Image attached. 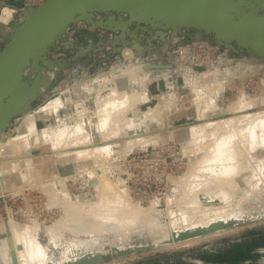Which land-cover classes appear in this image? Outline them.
Wrapping results in <instances>:
<instances>
[{"label": "rangeland", "instance_id": "374dc122", "mask_svg": "<svg viewBox=\"0 0 264 264\" xmlns=\"http://www.w3.org/2000/svg\"><path fill=\"white\" fill-rule=\"evenodd\" d=\"M3 8L5 7L0 8V13ZM0 25L1 27H10L7 23L0 22ZM100 32L101 30H96L93 25L90 26L85 23L82 25L78 23L71 25L65 31L63 38L65 41L76 42V49L70 51L51 49L49 52H63L64 57L55 62L65 61L77 56V53L86 49V47L94 46L100 42ZM69 33H74L72 39H69ZM143 44H145L144 40ZM154 44L155 49L152 50L150 55H144L143 60L164 67L146 71H142V69L139 71L142 77L145 72L148 75L146 82L142 86L143 88L140 87L142 90L135 83L126 85L124 82V85H121L122 87L119 84L118 87L120 86L123 90H118V93L121 92L120 98H118L117 91H112L115 89L114 87L111 90L112 92L106 85H100L97 92L89 88V92L93 93L94 96L97 95V98L88 107V104L85 105V100L90 97V94L86 89L78 88L69 92L66 89L74 86L75 83L82 86L87 85L90 80L103 78L102 76L107 75L110 78L113 73L116 74L128 66L143 65L140 60L137 63L128 62L133 61V52V55L126 57V59L121 54L113 59L106 60V62L102 61L106 50L81 54L78 60L73 61L68 69L60 73L57 82L44 94L41 100L59 96L62 99V106L56 110L58 111L56 113L47 112L48 114L38 115H36L38 112L35 113V126L39 139L35 145L33 144L34 146L31 145L29 149L24 151L25 154L34 155V158L31 156V161L33 169L36 172L34 175L36 180H34V176L30 180H27V172L24 170L26 178L23 176L25 180L23 181L21 176L14 171L15 166L13 164L11 165L9 162L2 163L0 161V180L2 182L0 196L4 195L3 199L5 200V204H2L3 199L0 198V225L5 224L9 218L18 223L39 224L40 226L36 225L38 227V240L47 257H49L48 259L55 264H59L66 259H79L85 255L91 257L90 255L93 254L109 257L108 260L97 264H264V134L260 132L261 127L262 130L264 129L262 126L264 122L257 118L254 122L258 123L252 122V124H256L258 128L255 125V129L253 128L254 126L252 128L249 126L250 128L247 127L248 130L245 127L243 130V127L239 125L241 124L239 122V114H228L226 110L232 101L234 102L239 96H243L244 94L254 102L253 108L241 114L264 112V60L256 59L244 53L231 54L229 50L213 44L210 37H205L200 41H184L182 37H175L171 41L172 48L168 49L167 53L163 56L161 53V43ZM199 46L205 50H200ZM161 57H163L162 60H160ZM200 62L203 63L202 66L198 64ZM196 65L204 67L203 70H200L201 68L199 70L193 68ZM219 65L223 67H218L215 70V67ZM88 66H90V70H87ZM224 69H226V74L223 77L215 73ZM73 70L76 71L74 76L69 73ZM86 72L88 74L85 75ZM47 73L49 75L52 74L50 71ZM110 80L111 82L113 81L112 77ZM114 82H116L115 79ZM145 84L146 86H144ZM148 91L150 99L147 94ZM123 92H125L126 96ZM71 93L73 94L71 95ZM53 94L55 95L51 96ZM109 94L111 96L109 98H112V101H116V98L117 101L118 99L120 101L122 98V101H124L126 98L128 100L131 97L140 95L142 99L139 100L137 97V104L134 107L132 106L133 109L128 107L130 110L124 107L127 105V100L124 101L126 103L125 105L123 103L121 109L116 108L117 106L113 103L111 105L112 111L119 110L118 112H114L115 116L112 111V114L106 111L105 113L107 114L108 112L107 115L111 119L106 122L105 119L107 118H103L106 122L103 121V123L107 125L110 122V126H112L115 121L116 125L113 124V126L122 123L125 126L127 124L126 128L129 127V129L130 124L134 123L135 134H140L144 130V132L148 133L144 136L148 137L142 136L141 138L138 135L136 136L137 139L135 137L128 138V136L132 135L128 131L119 133V139L116 136L118 134L114 135L111 132L112 135L106 133L104 134L105 136L103 134L102 136L100 134L102 127L95 125L93 128H90L84 124L86 120L79 113L81 109H83V113L86 116L98 115L96 113L99 110L98 108L103 107V104L106 105L109 102V98L107 97ZM70 97L73 98L76 104L75 112L72 110ZM42 101L34 105L33 110L42 106ZM209 103H212V108ZM63 106L67 109L63 108L60 110ZM153 110L155 113L154 119L139 120L140 116L141 119L143 117L141 114L138 119L139 122L135 121V118H132L137 117L138 112H144L148 115ZM29 113H26V115ZM102 115L105 116V114ZM24 117H22V121L13 123L6 133L9 136L5 134V140H1V144L6 143L7 139H11L14 136H23L28 133ZM40 119H43V121ZM117 120L118 122H116ZM127 120H130L128 122L131 123H128ZM211 121H218L220 123H217L221 131L217 130L220 133L216 129L211 134L208 132H205L206 135H204L205 133H201L202 135L199 132L197 133L196 127L199 126L200 128L202 124L203 127ZM226 122H229V125L228 123L225 124ZM259 122L260 124L262 123L261 127L259 126ZM230 124H233V126ZM221 127L226 129L223 130ZM228 127L231 128L229 129ZM237 127L239 128L238 131ZM116 128L119 127L117 126ZM195 128L197 131H195ZM112 129L114 131L113 127ZM249 129L252 131L257 129L258 132L254 131V137L256 138H252L253 133ZM94 132L99 134V137H106L105 141L106 143L108 142L106 149L108 152L102 145L106 143L96 144L94 148L98 151L93 148L91 142H93L92 139L94 140L95 137ZM235 132H239V136L237 133L234 134ZM240 133L245 134L242 137ZM152 134L154 135L150 137L149 135ZM154 136H156V139H154ZM237 136L239 139L236 138ZM150 138L153 139L150 140ZM59 139H63V143ZM240 139L245 143V146L242 141L243 144L240 143ZM152 140L156 141L152 142ZM252 140L254 141L252 142ZM57 141V144L60 142L59 145L56 144ZM129 141L132 143L130 142L129 144ZM225 142H230L227 148ZM246 142L249 143V147L251 143H254V147L251 145L254 150L249 148ZM142 143L144 144L142 145ZM220 143H223L222 145L224 146L220 145ZM61 144H67L69 147L66 145L64 147ZM80 145L85 146L80 147ZM57 146L59 149H57ZM229 146H233L232 148L238 155L234 150L229 149L236 156L232 155L233 153L229 152V150H226ZM8 147L2 150V153L4 152L3 155L11 154V149ZM88 149L90 151H87ZM77 153L79 156H77ZM83 153L84 156L87 155V159H85ZM219 153L221 156L225 155L221 157L218 155ZM56 154L60 156H56ZM205 155H207L206 158L204 157ZM242 155L244 157H240ZM237 158H239L237 160L239 162L236 163L239 167L242 166L241 169L236 168L238 167L235 164ZM225 161L228 163H224ZM231 161L233 166L236 165L233 169L237 173L232 169V164H229ZM240 161H244L241 162L243 165H240ZM221 163L223 165H220ZM225 165L227 168H231L226 170V168L224 169ZM221 169L225 175H228L225 176L227 180L229 178L230 182H236L237 184H233V186L227 180L225 182ZM68 170L69 172H67ZM233 171L234 175L237 174L234 177L232 176ZM69 173L70 175H68ZM226 173H231V175ZM36 174L38 175L36 176ZM97 174L101 182L104 179L103 185L101 183L98 188L91 184L92 179L98 178ZM39 175H42L43 180H41L44 181L45 185L51 182L49 186H46V188L49 187V190L44 189L45 185L41 184L43 182H38L39 178L37 177ZM101 175L103 177H100ZM92 176L93 178H91ZM236 177L237 180L235 181ZM31 179L36 181L37 184ZM61 179L63 180L61 181ZM223 180L225 182L224 185L228 183V185H223L226 189L222 186ZM30 181H32L31 184ZM216 183L218 188L216 187ZM230 184L232 187L229 186ZM204 187L205 190H203ZM219 187L224 188L222 190L225 191L223 194L222 191L219 194L218 190L223 189ZM201 191L204 193L203 196ZM204 191H208V193L206 192L207 194H205ZM210 191H214L212 192L214 194H211ZM228 191L229 193H227ZM217 192L218 195H221L218 199L216 196ZM196 194H201L202 197L199 195V198H197ZM103 195L105 197L110 195V199L107 198V203L120 206L121 211L118 223L104 221V227L107 229L106 233L103 231L104 234L102 232V234L89 235L81 233L76 235L71 230L69 232V225L67 223L59 226L58 230H56L57 227L52 226H55L57 222H61V216L68 212L71 213L72 210H89L94 212L95 206L92 205L100 202L103 199ZM196 199L198 200L196 201ZM199 199L200 201L204 199L206 203L204 200L201 202L210 205L215 203L214 200H217L215 205L218 208L215 205L214 207L211 205L210 209L209 205L205 206L203 203H199ZM192 200H194V203L198 202L195 208L200 209V211L206 209V212L209 213V210H211L212 213L213 208H217L215 209L217 212L214 210L217 214H208L205 211L202 213L198 209L195 210V204H191ZM189 204L193 206H190L193 208L190 209L195 210V214L192 211L189 212ZM200 204H203L205 208ZM221 205L222 208L220 207ZM200 206L203 208H199ZM69 207L70 209L67 212ZM208 207L209 209H207ZM72 208H75V210ZM187 210L188 212H185ZM196 211L200 214L198 213L199 215H197ZM190 213L196 215V218L192 214L190 215ZM203 214L205 216L208 215L206 217L203 216L205 220L202 218ZM186 215L188 218H191V221L189 219L186 220ZM216 216L217 220L214 218ZM100 217L95 220V226L100 225ZM129 217L132 220H129ZM146 219H149V221ZM202 221L210 223L212 226L225 223L226 227L203 235L182 236L188 235L196 229L203 228ZM144 223L148 227L150 225L153 227L147 228ZM50 227H53L51 236L44 231V228L50 229ZM159 227H162L161 230ZM64 228L68 230L65 231ZM156 230L158 233H156ZM55 233L58 237H56ZM53 238L55 239L52 240ZM92 238L97 239L98 242V247L96 246L92 250L88 249L85 244L80 243V240Z\"/></svg>", "mask_w": 264, "mask_h": 264}, {"label": "water", "instance_id": "95a60500", "mask_svg": "<svg viewBox=\"0 0 264 264\" xmlns=\"http://www.w3.org/2000/svg\"><path fill=\"white\" fill-rule=\"evenodd\" d=\"M81 22L104 31L105 37L75 57L49 60L51 49H76V42L65 41L63 35L69 26ZM9 26L11 32L0 48V141L5 140L13 123L42 101L60 73L81 54L106 50L102 60L106 62L130 48L134 54L130 62L137 63L152 53L154 42L163 43V56L172 48L173 38L194 31L193 41L210 37L219 47L264 60V0H46L25 8ZM157 68L161 67L151 63L144 67ZM225 227V223L219 224L182 236L203 235ZM87 256L74 264L109 259L101 254ZM14 264H18L15 258Z\"/></svg>", "mask_w": 264, "mask_h": 264}, {"label": "bare ground", "instance_id": "6f19581e", "mask_svg": "<svg viewBox=\"0 0 264 264\" xmlns=\"http://www.w3.org/2000/svg\"><path fill=\"white\" fill-rule=\"evenodd\" d=\"M13 21V11H12V9L11 8H8V7H5L2 11H1V13H0V22H2V23H8V22H12ZM123 54H124V56H125V59H126V57H131L133 54H132V51H131V49L130 48H128L126 51H124L123 52ZM140 61H142V60H140ZM129 63H131L130 61H128ZM141 64H143V65H137V66H128L127 68H125L124 70H120L118 73H116V74H114L113 73V75L112 76H110V78L112 77V79H113V81L111 82V80H110V78L106 75V76H102L103 78H99V79H96V80H90V82H88L87 83V85L86 86H88L89 88H90V90H91V88H92V90H94V91H96L97 92V90H98V88H99V86L100 85H106L107 87H109V89H110V91L112 90V88L114 87L115 89H113L112 91H117L116 93H118V90L120 89V91H123L122 89H121V85H124L123 83L125 82L126 83V85L128 84V85H132L131 83H135V84H137L138 86H139V88L140 87H142L143 86V84H144V82H146V80H147V78H148V75H147V73L145 72V74H144V76L142 77V76H140V72L139 71H141L142 69V71H146L143 67H145V63H143V61H142V63ZM135 65V64H134ZM225 70L226 69H224L223 71H218V72H215V73H217L219 76H224L226 73H225ZM236 71V70H235ZM117 72V71H116ZM228 72H229V70H228ZM107 74V73H106ZM52 75V74H51ZM217 76V75H216ZM216 78V77H215ZM114 79H115V81L116 82H114ZM190 79V78H189ZM128 80V81H127ZM222 82V81H221ZM120 84V86L118 87V85ZM219 84V83H218ZM217 84V85H218ZM219 85H221V84H219ZM144 86H146V84L144 85ZM129 87V86H128ZM127 87V88H128ZM217 87V86H216ZM88 88V89H89ZM143 88V87H142ZM142 88H140V90H142ZM214 88V87H213ZM217 88H219V87H217ZM129 90H130V88H128ZM215 89V88H214ZM107 90V89H106ZM126 90V89H125ZM144 90V89H143ZM109 90H108V92H110ZM111 91V92H112ZM145 91V90H144ZM216 91H217V89H216ZM216 91L214 90V93L216 94ZM83 92V91H82ZM99 92V91H98ZM102 92V91H101ZM126 92V91H125ZM125 92H123L124 93V95H125ZM138 92V91H137ZM136 92V93H137ZM141 92V91H140ZM139 92V93H140ZM213 92V91H212ZM114 93V92H113ZM115 93V94H116ZM133 93V92H132ZM108 94V93H107ZM140 94H142V93H140ZM139 94V95H140ZM144 94V93H143ZM149 96H148V95ZM147 94H145V95H147L148 97H149V99H150V93H149V91L147 92ZM58 95V94H57ZM211 95H213V94H211ZM218 95V94H217ZM118 98H120V96H121V92H119L118 93ZM123 96V95H122ZM126 96V95H125ZM108 98L109 97H111L110 96V94H109V96H107ZM130 97V96H129ZM138 98H139V100L140 99H142V98H140L141 97V95L140 96H137ZM137 97H131L130 99H128L127 100V98L124 100V101H126L127 102V107L126 106H124L125 107V109L127 108V110L129 109L128 107H131L132 109H133V107H134V105L135 104H137L136 102H137ZM202 97V96H201ZM217 97V96H216ZM95 98H97V95H95ZM100 98V97H99ZM125 98V97H124ZM144 98V97H143ZM206 98V97H205ZM208 98V97H207ZM210 98V97H209ZM215 98V97H214ZM219 98V97H218ZM123 99V98H122ZM122 99H120V101H119V99H118V101H117V98H116V101H112V98H109V102L107 103V102H105V103H107L106 105L105 104H103L102 106L103 107H101V106H99V107H101V108H98L99 110H97V114L98 115H93V116H86L84 113H83V109H81V111L79 112L80 114H82L84 117H82L84 120H86V123L84 122V124L87 126V127H90V128H93L95 125L96 126H98V127H102V129H101V135L103 134H109L110 132L113 134L114 133V135L115 134H118V135H116V136H118V139H119V133L121 134V133H123V132H126V131H128V132H131L130 133V135L131 136H128V138H134L135 137V139H137V137L136 136H141V138H142V136H144L145 134H148L147 132H144V130H143V132L142 133H140V134H135V129H134V127H133V125H134V123L131 125L130 124V129H129V127H127L126 128V126H127V124H126V126H125V124H117V126L119 127V128H116L117 126H115L116 124L113 122V124H115L114 126H113V124H112V126H110L111 124H110V122H108V124L107 125H105L104 123H103V118H107V119H105V121L107 122V121H109L111 118H110V116H108L107 114H108V112H110L111 113V111H112V104L114 103V105L115 106H117L116 108H119V109H121L122 108V105H123V103H124V105H125V103L126 102H124V101H122ZM147 99V98H146ZM48 100V101H47ZM96 100V99H95ZM113 100H115L114 98H113ZM195 100V99H194ZM199 100H200V98H199ZM255 100H256V98H255ZM47 101V102H46ZM105 101V100H104ZM103 101V102H104ZM149 101V100H148ZM212 101V100H211ZM218 101L220 102V100L218 99ZM116 102V103H115ZM233 102V101H232ZM231 102V104L227 107V113L228 114H233V115H235V114H239V119H240V123L241 124H239L240 125V127H243V130H244V127L247 129V127L248 128H250L249 126H251V128L253 127L254 129L257 127L258 128V126L256 125V124H254V123H258V122H254V120H257V118H259L258 120H262L263 122H264V115H263V113L264 112H255L254 114H241V113H244L245 111H247V110H250V108H253L252 106H253V100H251L249 97L247 98V96H245L244 94H243V96L241 95V96H239L233 103ZM45 103V104H44ZM85 105H87V102L85 101ZM143 103H144V101H143ZM204 103V102H203ZM206 103H207V101H206ZM212 103H213V101H212ZM212 103H209V105L211 104V108H212ZM41 104H43L42 106H40ZM38 107L39 108H37V109H35V110H33L32 112L30 111V113L29 114H25L23 117H24V123H25V126H26V129H27V131H28V133L26 134V135H23V136H14V137H12L11 139H7V141H6V143L4 142L3 144H1V141H0V156H2V157H0V161L2 162V163H6V162H9V163H11V165L13 164L15 167H14V171H16L20 176H21V178H22V180L23 181H25L24 180V177L26 178V176H24L25 175V172H24V170L27 172V180H30V178H32L34 175H35V170L33 169V164H32V159H31V155L30 154H25L24 153V151H26L27 149H29L30 147H31V145H35V143H37L38 142V136H37V132H36V123H35V113L36 112H38V113H43V114H48L49 112L51 113V112H54V113H56V112H58V111H56V110H58L59 109V107H61L62 106V99L61 98H59V96H57V97H52V98H50V99H46V100H44V102L43 103H41ZM199 104H200V102H199ZM76 105V104H75ZM78 105H80V104H78ZM201 105V104H200ZM202 105H204V104H202ZM209 105H208V107H209ZM133 106V107H132ZM82 107H83V105H82ZM123 107V108H124ZM204 107V106H203ZM65 109L66 107H62L60 110H62V109ZM77 108H79L78 106H77ZM84 108V107H83ZM114 108V107H113ZM67 109V108H66ZM118 109V110H119ZM124 109V110H125ZM131 109V110H132ZM205 109V108H204ZM79 110V109H78ZM114 110V109H113ZM118 110H114V112L115 111H117L118 112ZM130 110V109H129ZM165 110V109H164ZM106 111H108L107 112V114L105 113ZM135 111V110H134ZM156 111V110H155ZM205 111V110H204ZM48 112V113H47ZM113 112V111H112ZM114 112H113V115H114ZM125 112H126V110H125ZM132 113V112H131ZM144 113V112H143ZM143 113L142 112H138V115H137V117H132L135 121L137 120L138 122H139V120H143V121H145L146 119H154V116H155V113H154V110H153V112L150 114H148V115H146L145 113H144V115H143ZM147 113V112H146ZM37 114V113H36ZM102 114H105V116L104 115H102ZM112 114V113H111ZM110 114V115H111ZM132 114H135V113H132ZM140 114L143 116L142 117V119H141V116H140ZM158 114V113H157ZM160 114V113H159ZM221 114V113H220ZM80 117H81V115H79ZM115 116V115H114ZM128 116V115H127ZM130 116V115H129ZM134 116V115H133ZM136 116V115H135ZM139 116H140V119H139ZM214 116V115H213ZM145 117V118H144ZM234 117V116H233ZM82 118H81V120H82ZM112 118H113V116H112ZM120 118V117H119ZM231 118V117H230ZM131 119V118H130ZM133 119H131L132 121H133ZM139 119V120H138ZM80 120V121H81ZM114 120H115V118H114ZM120 120V119H119ZM104 121V122H105ZM128 121H130V120H127V122ZM222 121V120H221ZM226 121V120H225ZM229 121V120H228ZM105 122V123H106ZM111 122V123H112ZM116 122H118V120L116 121ZM121 122V121H120ZM252 122H254L253 124H252ZM261 122V121H260ZM260 122H259V124H260ZM82 123H83V121H82ZM128 123H131V122H128ZM137 123V122H136ZM217 123H219L218 121H215V122H210L209 124H207L206 123V125H204L203 127H202V125L200 126V128H199V126L198 127H196L197 128V130H196V128H195V131H197V133L199 132V134H203V133H205V132H208V133H210L211 134V132L212 131H215V129H216V131H218L217 129H219L220 127H218L219 125H217ZM222 123H223V121H222ZM228 123V125H229V122H226L225 124H227ZM103 124H104V126H103ZM220 124V123H219ZM237 124V123H236ZM235 124V125H236ZM252 124V125H251ZM264 124V123H263ZM80 125V124H79ZM129 125V124H128ZM223 125H224V123H223ZM227 125V126H228ZM230 125H232L233 126V124H230ZM238 125V124H237ZM236 125V126H237ZM238 125V126H239ZM255 125H256V127H255ZM261 125H262V123L259 125L260 127H261ZM222 126V125H221ZM263 127H264V125H262ZM112 127L114 128V131H113V129H112ZM132 127V128H131ZM96 128V127H95ZM199 128V129H198ZM221 128H223V127H221ZM229 128V127H228ZM231 128V127H230ZM229 128V129H230ZM100 129V128H99ZM112 129V130H111ZM203 129V130H202ZM224 129H226V128H223V130ZM233 129V128H232ZM236 129V128H235ZM234 129V130H235ZM238 127H237V131H238ZM140 130V129H139ZM220 130V129H219ZM248 130V129H247ZM261 130H262V127H261ZM260 130V132L262 133L263 132V134H264V129L261 131ZM47 131V130H46ZM193 131H194V128H193ZM201 131V132H200ZM221 131V130H220ZM249 131L251 132L252 130L251 129H249ZM254 131H257V129L256 130H254ZM254 131H252V138H256V137H254V135H255V133H254ZM48 132V131H47ZM46 132V133H47ZM232 132V131H231ZM247 133H248V131H246ZM258 132V131H257ZM45 133V132H44ZM53 133V132H52ZM95 133V132H94ZM110 133V134H111ZM196 133V135H198ZM214 133V132H213ZM212 133V134H213ZM218 133H220L219 131H218ZM227 133H229L228 131H227ZM238 134V136H239V132H235L234 134ZM15 134V133H14ZM49 134V133H48ZM86 134V133H85ZM109 134V135H110ZM111 134V135H112ZM193 134H194V132H193ZM201 134V135H202ZM226 134V133H225ZM241 135H242V137H243V135L245 134H243V133H240ZM263 134H259V135H263ZM83 135V134H82ZM98 135V137L100 136L99 134H97ZM102 135V136H103ZM113 135V136H114ZM154 134H152V135H149L150 137L151 136H153ZM204 135H206V133L204 134ZM209 135V134H208ZM232 135V134H231ZM250 135H251V133H250ZM258 135V136H259ZM46 136V135H45ZM44 136V137H45ZM52 136V135H51ZM105 136V135H104ZM121 136V135H120ZM156 136L158 137V135L156 134ZM156 136H154L155 138L154 139H156ZM233 136V135H232ZM235 136V135H234ZM236 137V138H238L239 139V137ZM144 137H148V136H144ZM250 137V136H249ZM248 137V138H249ZM51 138V137H50ZM89 138V137H88ZM235 138V139H236ZM251 138V137H250ZM105 139H106V137L105 138H102V137H99V141L96 139V136L94 137V140L92 139V141L93 142H91V145L93 146V148H94V146H96V144H102V143H106V141H105ZM145 139V138H144ZM151 139H153V138H150V140ZM60 140V139H59ZM58 140V141H59ZM126 140V139H125ZM147 140V139H146ZM150 140H149V142H150ZM231 140V139H230ZM233 140H234V137H233ZM255 140V139H254ZM254 140H252V142L254 141ZM58 141L56 142V144L58 143ZM62 141V143H63V139L62 140H60V142ZM136 141V140H135ZM154 140H152V142H153ZM156 141V140H155ZM154 141V142H155ZM240 141V143L241 144H243L244 142L240 139L239 140ZM243 143H242V142ZM248 141H249V139H248ZM251 141V140H250ZM60 142H59V144H60ZM86 142V141H85ZM130 142L131 141H129V144H130ZM140 142V141H139ZM151 142V143H152ZM231 142V141H230ZM229 142V143H230ZM55 143V142H54ZM108 143V142H107ZM107 143L106 144H102L103 145V147H105V150L108 152V150L106 149V147H108V145H107ZM132 143V142H131ZM227 142H225V145H226V148L228 147L227 145L229 144V143H227ZM232 143V142H231ZM56 144H55V146H56ZM59 144H57V145H59ZM85 144V143H84ZM136 144H137V142H136ZM135 144V145H136ZM139 144V143H138ZM144 143H142V145H143ZM149 144V143H148ZM223 143H220V145H222ZM246 144H248V147H249V143L248 142H246ZM253 144L254 143H251L250 144V147L249 148H252L251 147V145L253 146ZM33 145V146H34ZM38 145V144H37ZM61 145H63V144H61ZM66 146H68L67 144H65ZM65 145H63L64 147H66ZM88 145V144H87ZM90 145V144H89ZM111 145V144H110ZM140 145V144H139ZM232 145V144H231ZM237 145V144H236ZM7 146H9L10 147V149H11V154H8V155H3V153H2V150L4 149V148H7ZM83 147V146H85V145H80V147ZM222 146H224V145H222ZM244 146H245V143H244ZM8 147V148H9ZM58 147V146H57ZM57 147H55V148H57ZM62 147V146H61ZM61 147H60V149H61ZM64 147H63V149H64ZM69 147V146H68ZM71 147V146H70ZM110 147V146H109ZM145 147V146H144ZM233 146H229V148L228 149H226V150H234L233 148H232ZM235 147V146H234ZM254 147V146H253ZM77 148V147H76ZM216 148V147H215ZM218 148V147H217ZM242 148V147H241ZM57 149H59V147L57 148ZM95 149V148H94ZM98 149V148H97ZM100 149H102V148H100ZM237 149V148H236ZM243 149V148H242ZM253 150H254V148H252ZM5 150V149H4ZM7 150V149H6ZM92 150V149H91ZM96 150V149H95ZM102 150H104V149H102ZM229 150V152H231ZM240 150V149H239ZM249 150H251V149H249ZM10 151V150H9ZM56 152H57V150H55ZM81 151V150H80ZM84 151V150H83ZM87 151H90V149H88ZM96 151H98V150H96ZM100 151V150H99ZM217 151H219V150H217ZM238 151V150H237ZM75 152V151H74ZM74 152H72V153H74ZM78 152V151H77ZM82 152V151H81ZM100 152H103V151H100ZM106 152V153H107ZM226 152H228V151H226ZM234 152L236 153V151L234 150ZM234 152H231V153H233L232 155H234V156H236L235 155V153ZM238 152H241V151H238ZM244 152H245V150H244ZM246 152H247V148H246ZM249 152V151H248ZM252 152V151H251ZM76 153V152H75ZM80 153V152H79ZM87 153V152H86ZM89 153V152H88ZM91 153H92V151H91ZM99 153V152H98ZM218 153V152H217ZM230 153V154H231ZM242 153V152H241ZM240 153V154H241ZM61 154V153H60ZM62 154H63V152H62ZM78 154V153H77ZM81 154V153H80ZM93 154H94V152H93ZM95 154H96V152H95ZM205 154V153H204ZM215 154V153H214ZM213 154V155H214ZM237 155H238V153H236ZM244 154V153H243ZM59 154H56V156H58ZM64 155H66V154H64ZM98 155V154H97ZM96 155V156H97ZM99 155H100V153H99ZM98 155V156H99ZM102 155V154H101ZM218 155H220L221 156V154L219 153ZM217 155V156H218ZM225 154H223L221 157H223ZM245 155H247L246 153H245ZM248 155L249 156H251V154H249L248 153ZM60 156V155H59ZM77 156H79V154L77 155ZM83 156H84V153H83ZM87 156V155H86ZM86 156H84L85 157V159H87L86 158ZM206 156L207 155H205L204 157L206 158ZM231 156V155H230ZM229 156V157H230ZM95 157V156H94ZM213 157V156H212ZM228 157V156H227ZM226 157V158H227ZM240 157H244L243 155L242 156H240ZM239 157V158H240ZM78 158V157H77ZM80 158H82L83 159V157L82 156H80ZM225 158V159H226ZM239 158H237L236 159V161L233 159V161H235V164L237 165V163L239 162H237V160L239 159ZM209 159V158H208ZM221 159V158H220ZM227 159H229V158H227ZM84 160V159H83ZM222 160V159H221ZM230 160H231V158H230ZM242 160V159H241ZM244 160H246V159H244ZM80 161H82V160H80ZM229 161V160H228ZM246 161H248V160H246ZM221 162V161H220ZM237 162V163H236ZM241 162H244V161H240V165H243ZM249 162V161H248ZM224 163H228V162H224ZM229 164H232V161H231V163L229 162ZM245 164V163H244ZM220 165H223L222 163L220 164ZM228 165V164H227ZM236 165L235 166H233V164H232V169L234 168V167H236ZM226 166V165H225ZM238 167H236V168H240L241 169V167H239V165H237ZM248 166V165H247ZM226 168V170L228 169V168H231V167H228L227 168V166L226 167H224V169ZM235 168V169H236ZM93 170V169H92ZM222 170V169H221ZM234 170V169H233ZM237 170V169H236ZM239 170V169H238ZM13 171V172H14ZM89 171V170H88ZM91 171V170H90ZM95 171H97V170H95ZM235 171V170H234ZM234 171H233V177L235 176V175H237V174H235L234 175ZM240 171V170H239ZM15 172V173H16ZM98 172V171H97ZM100 172V171H99ZM222 172H223V170H222ZM230 172V171H229ZM236 172V171H235ZM237 173V172H236ZM243 173V172H242ZM92 174V173H91ZM222 174H224L223 176L225 177V176H228V175H225V173L223 172ZM226 174H229V175H231V173H226ZM38 174H36V176H37ZM68 175H70V173L68 174ZM98 175V174H97ZM24 176V177H23ZM67 176V175H66ZM96 176V175H95ZM97 177V176H96ZM100 177H103L102 175L100 176ZM231 177V176H230ZM232 177V179L234 180V178ZM239 177V176H238ZM37 178H39V183H41V182H43V183H41V184H44V181H42L43 179H42V175L40 176H38ZM60 178V177H59ZM62 178V177H61ZM91 178H93V176L91 177ZM228 178V177H227ZM42 179V180H41ZM56 179H58V178H56ZM231 179V178H230ZM240 179V178H239ZM238 179V180H239ZM31 180H33V179H31ZM34 180H36L35 179V176H34ZM33 180V181H34ZM55 180V179H54ZM59 180V179H58ZM63 179H61V181H62ZM104 180V179H103ZM102 180V182L99 180V175H98V178H95V179H92L91 180V184H93L94 185V187H100V185H101V183H102V185H103V181ZM226 177H225V182H226ZM237 180V177L235 178V181ZM65 181V180H64ZM108 181V180H107ZM106 181V182H107ZM228 183L230 182V180H229V178H228ZM28 182V181H27ZM31 182L32 181H30V184H31ZM35 182V184H37L36 183V181H34ZM48 182V181H47ZM109 183H111L110 181H108ZM221 182H222V180H221ZM221 182H218L219 184L221 183ZM224 180H223V184H222V186L224 185ZM234 182V181H233ZM39 183H38V185H39ZM51 183V182H50ZM50 183H47L45 186H44V189L46 188V186H49L50 185ZM228 183H226L227 185H228ZM232 185L233 184H237L236 182L235 183H232V181L230 182ZM34 184V185H35ZM108 184V183H107ZM218 184V185H219ZM225 184V185H226ZM231 184L229 185L230 187H232L231 186ZM51 185H53V184H51ZM111 185V184H110ZM109 185V186H110ZM224 185V186H225ZM37 186V185H36ZM223 186V187H224ZM234 186V185H233ZM235 186H237V185H235ZM39 187V186H38ZM216 187L218 188V186H217V183H216ZM223 187H219L220 189L221 188H223ZM40 188H42L43 189V187H41L40 186ZM102 188V187H101ZM100 188V189H101ZM105 188V187H104ZM216 188V189H217ZM225 188V187H224ZM224 188L223 189H221V190H218V192H220V191H222V190H224ZM234 188V187H233ZM236 188V187H235ZM0 189H2V182H1V180H0ZM46 189H48L49 190V187L48 188H46ZM106 189V188H105ZM207 189V188H206ZM211 190H212V188H210ZM226 189V188H225ZM228 189H230V188H228ZM232 189V188H231ZM4 190V189H3ZM99 190V189H98ZM203 190H205V187H204V189ZM202 190V191H203ZM208 190V189H207ZM214 190V189H213ZM201 191V192H202ZM209 191V190H208ZM208 191H206L207 193H208ZM205 192V191H204ZM205 192V194H207ZM212 192H214V191H212ZM211 191H210V193L211 194H214V193H212ZM216 192V191H215ZM218 192H217V194H216V196H217V199L221 196V195H218ZM223 192H225V191H222V194H223ZM233 192V191H232ZM227 193H229V191L227 192ZM203 192H202V196H203ZM219 194H221V192L219 193ZM225 194V193H224ZM199 195H200V197H202L201 196V194H196L195 196H197V198H199ZM110 196V195H109ZM109 196L107 197H105L104 195H103V199L100 201V202H97V203H95V204H93L92 206H95V211L94 212H91V211H89V210H79V211H76L75 210V208H76V206H75V208H72V209H74L75 211H73L72 210V212L70 213V212H68V210L70 209V207L67 209V212L68 213H66V214H64L63 216H61V222H57L56 224H55V226L54 225H52L53 227H57L56 228V230H58L59 229V226H61L63 223H67L69 226V232H70V230L74 233V234H76V235H79V234H81V233H87V234H89V235H93V234H102V232L104 231L105 233L107 232V229L104 227V221H113V222H117L118 223V219H119V215H120V213H121V211H120V206H114V205H111V204H108L107 203V200L108 199H110L109 198ZM194 196V197H195ZM108 198V199H107ZM193 199V198H192ZM200 199H202V198H200ZM200 199H199V201H200ZM198 199H196V201H197ZM204 200V199H203ZM203 200H201V201H203ZM194 200H192L191 201V204L193 205V204H195V206H194V208L196 207V205H198L197 203H194L193 202ZM199 202V203H203L205 206L207 205H209L210 206V209H211V205H213V207H214V205H215V203H217L216 201L217 200H214L215 201V203L214 204H205L206 203V201L204 200V202ZM193 202V203H192ZM209 203V202H208ZM121 204V203H120ZM191 204H189V209L190 208H192L193 206L191 205ZM203 204H200L201 206L203 205ZM204 205H203V207H204ZM190 206H192V207H190ZM199 207V208H203V207ZM216 206V205H215ZM226 206V205H225ZM224 206V207H225ZM72 207V206H71ZM78 207H80V206H78ZM82 207V206H81ZM217 207V206H216ZM221 208H222V205L220 206ZM220 207H219V209H220ZM205 208V207H204ZM218 208V207H217ZM217 208H215V209H217ZM77 210H78V208H76ZM80 209V208H79ZM188 209V208H187ZM193 209V208H192ZM192 209H190V211L189 212H195V210L196 209H198V208H195V210H192ZM207 209H209V207L207 208ZM214 208H213V212L211 213V210H209L210 212L208 213V212H206V209H204V210H201L200 211V209H198L200 212H202L203 213V211H205V213H208V214H217V213H215L214 212V210H215ZM224 210V209H223ZM225 210H226V207H225ZM228 210V209H227ZM216 212H217V210H215ZM219 211V210H218ZM221 212H224V211H222V210H220ZM78 212V213H77ZM185 212H188V210L187 211H185ZM197 212V211H196ZM65 213V212H64ZM199 212H197L196 214L197 215H199L198 214ZM141 214V213H140ZM189 214V213H188ZM192 213H190V215H191ZM195 214V213H194ZM194 214H192V216H194V218H196L195 216L196 215H194ZM218 214H220V212H218ZM100 215H101V217H100ZM222 215H224V214H222ZM191 216V217H192ZM206 217V216H208V215H206L205 216V214H203L202 215V218H204V217ZM215 216V215H214ZM98 217H100L99 219H100V225L99 226H95V220L98 218ZM147 217H149L148 215H147ZM186 217H187V215H186ZM133 218V217H132ZM185 218V217H184ZM199 218H201V216H199ZM211 218V217H210ZM214 218H216V220H217V216L216 217H214ZM219 218H222V217H219ZM150 219V218H149ZM149 219H146V220H148L149 221ZM152 219V218H151ZM187 219H189L190 221H191V218H186V220ZM129 220H132L131 219V217H129ZM145 220V221H146ZM199 220H201V219H199ZM204 220H205V218H204ZM209 220V219H208ZM32 221H33V219H32ZM151 221V220H150ZM154 221V220H153ZM184 222V221H183ZM203 222V221H202ZM201 222V223H202ZM206 222H207V219H206ZM208 222H210V221H208ZM25 223V222H24ZM33 223H34V221H33ZM150 223V222H149ZM149 223H147V224H149ZM154 223H155V221H154ZM154 223H152V224H154ZM185 223V222H184ZM198 223H199V221H198ZM145 224V226H147L146 225V223H144ZM178 224V223H177ZM221 224H224V223H221ZM36 225H38V226H40L39 224H36ZM35 225V223L34 224H23L22 222H20V223H18V222H16L15 220H12V219H8L7 221H6V223L5 224H2V225H0V264H14V258H15V260H16V262L18 263V264H55V263H52V261H50L48 258L49 257H47V254H46V252L42 249V247H41V245H40V242H39V240H38V227ZM65 225V224H64ZM154 225H156V224H154ZM197 225V224H196ZM150 226H152V225H150ZM149 226V227H150ZM211 226H212V224H210V223H204L203 222V228H201V229H207V228H211ZM52 227V228H53ZM62 227H64V226H62ZM67 227V228H68ZM148 226H147V228H149ZM153 227V226H152ZM185 227V226H184ZM215 227H218V224L215 226ZM51 227H50V229L49 228H44V231H45V233H47V234H50V236H51V231L53 230ZM156 228H157V226H156ZM160 228V227H159ZM162 228V227H161ZM161 228H160V230H161ZM173 228V227H172ZM178 228V227H177ZM55 229V228H54ZM65 229V231L66 230H68V229H66V228H64ZM106 230V231H105ZM168 230V229H167ZM178 230V229H177ZM157 231V230H156ZM104 232H103V234H104ZM156 233H158V231L156 232ZM167 233V232H166ZM54 235V234H53ZM55 235H56V237H58L57 236V234L55 233ZM55 237V238H56ZM55 238H53L52 240H54ZM58 239V238H57ZM60 239V238H59ZM99 239V238H98ZM79 241V240H78ZM81 242V244H85L86 245V247L88 248V249H90V250H92V249H94V248H96V246L98 247V242H97V239H94V238H92V239H84V240H80ZM197 241V240H196ZM55 242V241H54ZM56 242H58V241H56ZM59 243V242H58ZM181 244V243H180ZM100 245V244H99ZM55 246H57V245H55ZM102 246V245H101ZM171 247V246H170ZM101 248V247H100ZM102 248H103V246H102ZM101 248V249H102ZM99 249V248H98ZM68 259H66V260H63L61 263H59V264H74V263H76L78 260H80V258L79 259H74V260H68Z\"/></svg>", "mask_w": 264, "mask_h": 264}, {"label": "built area", "instance_id": "2783aa9c", "mask_svg": "<svg viewBox=\"0 0 264 264\" xmlns=\"http://www.w3.org/2000/svg\"><path fill=\"white\" fill-rule=\"evenodd\" d=\"M46 0H21V4L19 5V7H17V8H15V9H12V11H13V20H16L17 18H19V15H20V12L21 11H23L25 8H27V7H32V6H38V5H41V4H43L44 2H45ZM4 9V8H3ZM2 9V10H3ZM1 10V11H2ZM7 24H9V23H7ZM79 25H82V24H84L83 22H81V23H78ZM100 37H99V40H101V39H103L104 37H105V35H106V33L104 32V31H101L100 32ZM73 36H74V33H69V39H72L73 38ZM58 43V42H57ZM199 49L200 50H205V49H203V47L201 48V46H199ZM124 52V51H123ZM227 52V51H226ZM122 56L125 58V56H124V54L122 53ZM47 57H48V59L49 60H51V61H59L62 57H64V53L63 52H56V51H51V52H49L48 54H47ZM142 61L145 63V64H149L148 62H145V60H143L142 59ZM199 65L201 64V66L203 65V63L202 62H200V63H198ZM199 65H196V66H193V68H197V70H199L200 68V70H203V68L202 67H200ZM218 67H223V66H216L215 67V70L218 68ZM103 73H106V72H103ZM87 78H90V77H87ZM86 79V78H85ZM80 81H82V80H80ZM77 86V87H76ZM74 85V86H72V87H68L67 89H66V91H71V90H73V89H78V88H83V87H88V86H86V85H84V86H82V85H79V84H77V85ZM89 88V87H88ZM63 91H65V90H63ZM62 91V92H63ZM62 92H60L61 94H62ZM57 93H59V92H57ZM56 93V94H57ZM63 94H64V92H63ZM90 94V97H89V99L87 100H85L86 102H87V104H88V107L92 104V102L94 101V99L92 100L91 99V96L93 95V93H89ZM55 94H53V95H51V96H54ZM49 98V97H48ZM47 98V99H48ZM71 101V103H72V110H73V112H75V103H74V100L73 99H71L70 100ZM44 102V100L42 101V103ZM38 107V106H37ZM37 107H35V108H37ZM38 114H43V113H37L36 115H38ZM41 120V119H40ZM19 121H22V118L21 119H18L15 123H17V122H19ZM41 121H43V119L41 120ZM7 135V134H6ZM7 136H9V134L7 135ZM0 198H4V195H2V196H0ZM1 202V201H0ZM2 204H5V200L3 199L2 200V202H1Z\"/></svg>", "mask_w": 264, "mask_h": 264}, {"label": "crops", "instance_id": "0c3cea01", "mask_svg": "<svg viewBox=\"0 0 264 264\" xmlns=\"http://www.w3.org/2000/svg\"><path fill=\"white\" fill-rule=\"evenodd\" d=\"M21 4V0H0V8H2V7H8V8H13V9H15V8H17V7H19V5ZM11 32V28L10 27H8V26H6V27H4V26H2L1 27V25H0V48H1V46L4 44V42L7 40V38H8V35H9V33ZM99 43V42H98ZM89 68H87V70H90V66H88ZM161 68L162 67H164V66H160ZM71 75H75V73H76V71H70L69 72ZM86 74H88L87 72L85 73V75ZM73 76H71V77H73ZM87 78V77H86ZM77 84L75 83V86H76ZM77 87V86H76ZM81 89H86L88 92H89V90H88V87H83V88H81ZM73 91V90H72ZM90 93V92H89ZM73 93H71V95H72ZM89 98V97H88ZM88 98H87V100H88ZM70 99H73L72 97H70ZM72 106V105H71Z\"/></svg>", "mask_w": 264, "mask_h": 264}, {"label": "flooded vegetation", "instance_id": "af4514ba", "mask_svg": "<svg viewBox=\"0 0 264 264\" xmlns=\"http://www.w3.org/2000/svg\"><path fill=\"white\" fill-rule=\"evenodd\" d=\"M145 36L147 37V38H150V36L151 35H149V34H145ZM169 37H170V35L167 37V39H169ZM182 37V39L184 40V41H193L194 39H195V37H196V33L194 32V31H190V32H184V35L183 36H181ZM154 43H161L160 41H158V42H154ZM153 43V46L155 47V44ZM161 46H163V43H161ZM231 54H233V53H235V52H233V51H229ZM235 54H242V53H235Z\"/></svg>", "mask_w": 264, "mask_h": 264}]
</instances>
